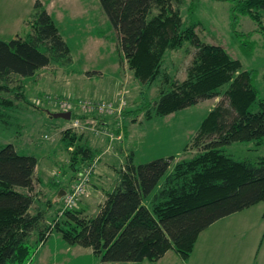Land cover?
Wrapping results in <instances>:
<instances>
[{
    "label": "trees",
    "instance_id": "16d2710c",
    "mask_svg": "<svg viewBox=\"0 0 264 264\" xmlns=\"http://www.w3.org/2000/svg\"><path fill=\"white\" fill-rule=\"evenodd\" d=\"M98 2L134 76L146 85L156 83V114L218 98L195 135V141H209L178 160L174 154L140 162L125 157L97 212L80 215L73 206L48 221L45 208H33L38 156L18 152L0 136V264H23L54 230L68 244L90 246L102 262H151L168 249L185 258L198 233L212 222L264 203V154L238 159L223 149L234 142L264 144V99L255 85L256 70L243 68L222 45L201 40L195 32L198 22L182 18L183 0ZM262 9L264 0H233L231 22L237 13L254 20L264 50ZM28 24L23 37L0 39V129H17L9 119L14 100L5 93L11 90L26 100L10 88L12 79L31 77L50 62L69 57L66 41L40 0L34 2ZM190 44L184 50V58L190 55L184 77L178 78L167 70L165 59L170 51ZM240 48L246 53L252 49L243 42ZM84 141L82 134L62 132L60 144L69 160L65 168H72L74 161L82 165L97 154Z\"/></svg>",
    "mask_w": 264,
    "mask_h": 264
},
{
    "label": "rangeland",
    "instance_id": "374dc122",
    "mask_svg": "<svg viewBox=\"0 0 264 264\" xmlns=\"http://www.w3.org/2000/svg\"><path fill=\"white\" fill-rule=\"evenodd\" d=\"M35 1L0 0V39L23 37L29 31L28 20ZM40 1L66 41L69 57L50 62L31 77L12 79L10 88L23 93L27 101L14 96L11 90L5 93L14 100L9 108V119L17 129H0V136L4 142L13 143L18 152L38 156L33 173V208L37 204L45 208L48 221L61 217L68 207L64 205V196L56 198L55 193L60 188L70 192L73 183L86 177L85 192L73 208H78L80 215L89 216L99 209L125 157L131 156L132 160L140 162L174 154V160H178L194 154L208 142L209 138L204 137L195 141V135L200 121L218 98L156 114L152 105L157 94L156 83L146 85L134 76L98 0ZM232 5L233 0H183L179 11L185 21L192 18L198 22L195 32L201 40L222 45L241 61L243 68L256 70L255 85L264 99V50L261 34L256 31L259 26L248 15L240 13L232 24ZM261 22L264 24L263 9ZM241 42L251 46L249 53L241 50ZM187 46L192 47L184 45L170 51L164 62L167 70L178 78L184 77L190 58L189 54L183 57ZM100 102L111 103L112 110L103 112L97 107ZM67 110L71 112L69 119L49 116L52 112ZM75 120L77 125H73ZM65 129L82 134L91 144L88 147L98 150L97 154L82 165L74 161L72 168H65L69 162L68 151L60 144ZM254 144L253 141L234 142L223 149L238 159L263 155L264 144ZM258 204L264 206L262 201ZM257 206L245 211L247 217H242V225L256 222L253 208ZM53 245L54 237H51L37 250L30 264H37L44 256L42 253L50 252ZM60 254L46 260H59ZM263 254L262 250L258 252L257 261ZM29 260L30 257L23 264H28ZM83 260L70 259V264H83ZM68 261L60 260L58 264H69ZM92 262L101 264L98 256H92Z\"/></svg>",
    "mask_w": 264,
    "mask_h": 264
},
{
    "label": "crops",
    "instance_id": "0c3cea01",
    "mask_svg": "<svg viewBox=\"0 0 264 264\" xmlns=\"http://www.w3.org/2000/svg\"><path fill=\"white\" fill-rule=\"evenodd\" d=\"M114 181L115 178L112 179V184ZM94 186H92V189H94ZM59 190L64 189L60 188ZM59 190L55 193L56 198L64 196L65 191L59 193ZM258 203L219 218L202 229L198 233L193 248L187 257L183 258L174 249H168L157 260L151 262L143 260L139 264H264V257L262 256H260L262 259L259 258L260 260L257 261L258 252L260 250L264 252V206H259ZM255 205H258V208H253V211L257 214L256 222L242 225L240 223H243L242 217H247L244 214L245 211H249ZM246 227L248 230H246ZM51 237H54V247L50 252L42 253L44 256L36 261L37 264H42V262L45 264H58L60 260L62 262L69 260L68 263L70 264V259H74V262L78 259H84L83 264H95L92 262V256L97 257V255L93 253L90 246L68 244L57 231L50 232L43 242L35 248L28 264L33 261L37 250L39 251L40 248L44 247ZM58 254L61 255L59 260L57 258L56 260H46V257H57ZM100 262L101 264H119L116 262Z\"/></svg>",
    "mask_w": 264,
    "mask_h": 264
},
{
    "label": "built area",
    "instance_id": "2783aa9c",
    "mask_svg": "<svg viewBox=\"0 0 264 264\" xmlns=\"http://www.w3.org/2000/svg\"><path fill=\"white\" fill-rule=\"evenodd\" d=\"M97 107L106 113H109L112 110V104L107 103V102H100L99 104H97ZM73 125H77V120H75L73 122ZM85 179H86V177L79 182L73 183L71 186L70 192L64 193V198H65L64 205L67 206L68 208L75 206L78 197L83 192H85V187H84V180Z\"/></svg>",
    "mask_w": 264,
    "mask_h": 264
},
{
    "label": "water",
    "instance_id": "95a60500",
    "mask_svg": "<svg viewBox=\"0 0 264 264\" xmlns=\"http://www.w3.org/2000/svg\"><path fill=\"white\" fill-rule=\"evenodd\" d=\"M52 115L54 117H61V118H64V119H69L70 118V111L67 110V111H56V112H53ZM60 192H64V190H59V193Z\"/></svg>",
    "mask_w": 264,
    "mask_h": 264
}]
</instances>
